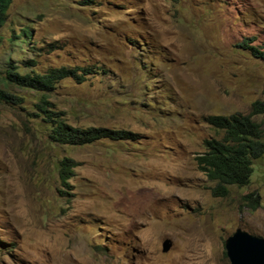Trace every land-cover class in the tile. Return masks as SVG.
Segmentation results:
<instances>
[{
    "label": "rangeland",
    "instance_id": "374dc122",
    "mask_svg": "<svg viewBox=\"0 0 264 264\" xmlns=\"http://www.w3.org/2000/svg\"><path fill=\"white\" fill-rule=\"evenodd\" d=\"M6 20L3 37L26 26L37 50L0 40V264H229L237 228L264 239V159L225 193L196 162L221 137L206 117L264 103V63L238 48L264 51V0H14ZM10 52L20 73L93 70L60 81L54 107L137 137L50 142L33 94L5 80ZM253 119L264 139V113Z\"/></svg>",
    "mask_w": 264,
    "mask_h": 264
},
{
    "label": "trees",
    "instance_id": "16d2710c",
    "mask_svg": "<svg viewBox=\"0 0 264 264\" xmlns=\"http://www.w3.org/2000/svg\"><path fill=\"white\" fill-rule=\"evenodd\" d=\"M14 0H0V40H5L10 46L18 47L23 54L37 50L32 31L24 26L16 32L11 29L8 36L1 35V29L6 24L8 10ZM238 48L249 52V55L264 63V51L244 42ZM5 80L15 87L28 90L33 94L30 99L31 114L37 130L47 136L50 142L61 146H84L99 140L116 142L131 141L137 137L125 130H111L104 127L79 128L72 126L63 118L64 111L54 107L51 101L56 85L67 78L84 80L85 76L93 73L91 69H81L83 75H77L76 70L55 68L46 72L30 71L16 72L14 55L12 52L4 55ZM29 66V65H28ZM2 97H9L0 91ZM23 100V98H18ZM22 102V101H21ZM264 113V103L255 102L251 106L249 115L233 114L230 116H208L206 124L221 134L220 139L205 140L204 152L196 157L198 168L207 179L216 183V189L226 192V186L245 187L251 182L256 173V162L264 159V139L259 123L253 116ZM37 119V120H36ZM75 163L72 159L63 158L59 162L58 176L61 183L68 186L67 180L73 176Z\"/></svg>",
    "mask_w": 264,
    "mask_h": 264
},
{
    "label": "water",
    "instance_id": "95a60500",
    "mask_svg": "<svg viewBox=\"0 0 264 264\" xmlns=\"http://www.w3.org/2000/svg\"><path fill=\"white\" fill-rule=\"evenodd\" d=\"M171 247L169 240L164 241L162 251ZM229 264H264V239L237 228L224 243Z\"/></svg>",
    "mask_w": 264,
    "mask_h": 264
}]
</instances>
